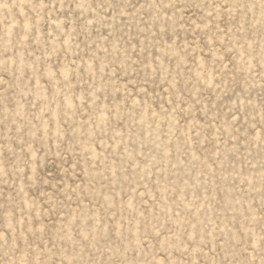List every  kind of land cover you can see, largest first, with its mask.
Returning a JSON list of instances; mask_svg holds the SVG:
<instances>
[{"label":"rangeland","instance_id":"obj_1","mask_svg":"<svg viewBox=\"0 0 264 264\" xmlns=\"http://www.w3.org/2000/svg\"><path fill=\"white\" fill-rule=\"evenodd\" d=\"M0 264H264V0H0Z\"/></svg>","mask_w":264,"mask_h":264}]
</instances>
